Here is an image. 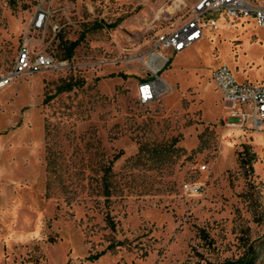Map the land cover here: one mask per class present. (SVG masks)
Segmentation results:
<instances>
[{
  "label": "rangeland",
  "instance_id": "obj_1",
  "mask_svg": "<svg viewBox=\"0 0 264 264\" xmlns=\"http://www.w3.org/2000/svg\"><path fill=\"white\" fill-rule=\"evenodd\" d=\"M173 1L0 0V74L23 44L68 62L0 89V264H209L250 245L264 264V134L224 122L210 76L264 84V26L214 12L232 26L176 53L171 90L143 104L157 35L187 17L165 18Z\"/></svg>",
  "mask_w": 264,
  "mask_h": 264
},
{
  "label": "built area",
  "instance_id": "obj_2",
  "mask_svg": "<svg viewBox=\"0 0 264 264\" xmlns=\"http://www.w3.org/2000/svg\"><path fill=\"white\" fill-rule=\"evenodd\" d=\"M187 10V17L175 29L163 32L156 37L155 49L144 61L149 76L142 79L137 86L138 100L150 103L159 99L171 90L161 72L171 58L187 47L206 37V30L214 32L232 26V21L225 17H216L214 12H224L231 17H250L257 25L264 26V0H174L166 9V19L174 14ZM48 11L40 8L33 21L35 28L43 27L48 18ZM67 60H59L51 52L33 53L30 47L23 44L17 55L12 71L0 74V89L6 87L17 76L23 73L39 72L47 69H63ZM210 76L221 90L228 102L224 122L227 125L251 129L264 134V84L239 81L232 69L225 63L214 66ZM230 118L237 121L231 122ZM205 169V166H202ZM185 191L198 194L202 184L190 182L184 184Z\"/></svg>",
  "mask_w": 264,
  "mask_h": 264
},
{
  "label": "trees",
  "instance_id": "obj_3",
  "mask_svg": "<svg viewBox=\"0 0 264 264\" xmlns=\"http://www.w3.org/2000/svg\"><path fill=\"white\" fill-rule=\"evenodd\" d=\"M79 43H80V40H76V41H73L72 43H70V45H67L66 51H65L66 53H65L64 57H66V58L71 57L75 51V48L78 46ZM71 88H72V85H69V87H65L64 90L71 89ZM110 168H111V166L107 167V170L109 171ZM107 174L108 173H106L105 178H104V186L106 188L107 194H109L110 188H109V182H108ZM256 258H257V252H256L255 248L253 247V245H250L248 252L239 259L226 260L223 262H211L209 264H256Z\"/></svg>",
  "mask_w": 264,
  "mask_h": 264
},
{
  "label": "crops",
  "instance_id": "obj_4",
  "mask_svg": "<svg viewBox=\"0 0 264 264\" xmlns=\"http://www.w3.org/2000/svg\"><path fill=\"white\" fill-rule=\"evenodd\" d=\"M227 104H228V102H227Z\"/></svg>",
  "mask_w": 264,
  "mask_h": 264
}]
</instances>
